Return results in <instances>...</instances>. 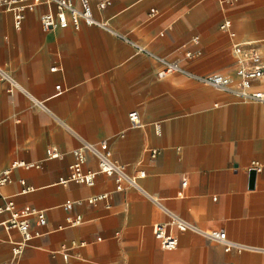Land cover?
Masks as SVG:
<instances>
[{"label": "crops", "instance_id": "1", "mask_svg": "<svg viewBox=\"0 0 264 264\" xmlns=\"http://www.w3.org/2000/svg\"><path fill=\"white\" fill-rule=\"evenodd\" d=\"M89 1L112 31L194 73L237 81L233 45L245 39L264 63V0H116L102 10L103 0ZM43 12H27L18 29L13 13L0 10V67L47 108L21 90L9 92L0 74V172L14 162L30 165L14 169L1 194L46 217L45 225L36 215L28 219L32 238L18 256L21 233L0 231V264H264V103L182 75L161 80L155 59L113 33L85 25L44 31ZM225 21L228 29L221 28ZM253 87L264 90V75ZM133 111L138 125L129 118ZM83 140L107 141L145 193L244 248L227 251L176 230L178 246L166 250L153 227L168 217L141 190L118 191L105 174L92 186L61 183ZM52 147L60 158L48 156ZM254 161L263 168L252 186ZM97 167L88 155L85 170ZM76 216L82 222L70 224Z\"/></svg>", "mask_w": 264, "mask_h": 264}, {"label": "built area", "instance_id": "2", "mask_svg": "<svg viewBox=\"0 0 264 264\" xmlns=\"http://www.w3.org/2000/svg\"><path fill=\"white\" fill-rule=\"evenodd\" d=\"M116 0H103L99 2V9H105ZM39 7L44 8V12L40 16L41 26L44 31H50L53 29H67L73 27L74 29H80L82 26L97 27L102 30L113 33L118 38L124 40L130 44L137 53L145 54L153 59L160 65V70L157 75L158 78L163 80L172 75H182L194 82L202 85L213 87L221 92L235 95L242 101H250L257 103H264V90L254 89L253 83L260 80L264 75V63L261 55L258 51L252 49L250 46L252 42L245 39L243 41L236 42L233 45V50L237 56L239 68L236 72L237 81L232 77L219 74H197L187 70L180 62L172 61L166 57L153 53L148 48L137 44L135 41L129 39L125 35L114 32L110 29L109 24L105 21L99 20L94 15V9L89 0H0V10H8L13 13L14 25L16 28H21L25 15L27 12H34ZM156 10L152 9L151 13H155ZM230 27V21H225L222 25V29H228ZM234 37L236 33L230 32ZM190 57L191 54H188ZM54 70L57 68H53ZM0 74L9 83V92L15 90H21L29 96L36 104L43 106V102L38 101L22 88L11 75L8 74L3 68L0 67ZM57 95L63 92L62 86L57 85ZM47 109V108H46ZM130 120L138 125L139 113L133 111L129 114ZM83 145L80 148L74 149L72 155L74 158L73 164L70 166L71 173L68 178H61V183H67L73 181L75 183L92 186L95 183V178L99 174H105L112 177L115 180L116 189L118 191L124 190L127 186H131L138 190H141L149 199L152 200L162 211L167 215L168 220L163 223H157L153 227V232L162 244V247L166 250L176 249L178 246V239L174 235V231H180L182 233L192 232L202 237L210 239L211 241L218 242L225 246L227 251L232 249L241 250L243 245L235 241L230 240L227 237V233L224 230L218 229H204L196 223L185 220L178 213L169 209L161 199L154 198L151 195L144 192L139 186L137 176L129 174L126 171L125 166L116 161L112 152L109 149L107 141H102L100 144H94L89 141L83 140ZM50 158L57 159L62 156L61 152L55 147L49 148L46 152ZM156 153H152L155 156ZM88 155H91L97 161V170H85V164L88 160ZM17 167L29 168L30 165L24 162H14L10 168L0 172V199L5 200V203L0 206V215H7V217L0 221V231H12L17 230L21 233L23 241L15 243L14 254L20 255L31 240L32 235L29 231L28 219L36 215L41 225L46 224V217L42 211L33 209L30 206L18 209L13 200L5 198L1 194V189L12 181V172ZM262 165L254 161L250 168V177L252 186L255 183L256 175L262 171ZM145 172L141 171L139 177H143ZM183 187H187V182L184 181ZM29 189H27L28 191ZM182 192L178 195L182 196ZM106 195L98 197H92L89 202L93 203L98 199H102ZM72 204H66L65 209L70 210ZM70 224L78 225L82 222L81 216H76L69 219Z\"/></svg>", "mask_w": 264, "mask_h": 264}]
</instances>
